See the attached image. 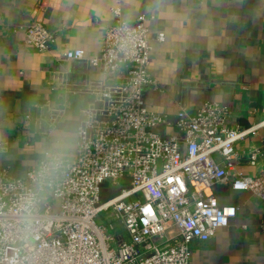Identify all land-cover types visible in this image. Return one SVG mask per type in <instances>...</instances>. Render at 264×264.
<instances>
[{"label":"built area","instance_id":"1","mask_svg":"<svg viewBox=\"0 0 264 264\" xmlns=\"http://www.w3.org/2000/svg\"><path fill=\"white\" fill-rule=\"evenodd\" d=\"M113 13L100 54L86 58L82 48L64 54L65 61L87 59L105 79L89 86L94 99L82 111L75 153L41 193L27 224L18 207L33 185L34 167L26 178L0 169V264H191L192 242L213 238L240 211L206 189L228 184L264 203V113L242 127L230 121L226 106L207 101L194 112L181 107L177 132L164 135L161 129L173 122L146 103L148 89H161L150 68L147 17L130 23L121 8ZM12 30L39 52L56 43L35 15ZM50 121L56 124L57 116ZM250 136L260 137L243 152L260 168L252 176L238 168L236 149ZM106 184L118 192L102 201ZM260 229L264 233V218Z\"/></svg>","mask_w":264,"mask_h":264},{"label":"crops","instance_id":"2","mask_svg":"<svg viewBox=\"0 0 264 264\" xmlns=\"http://www.w3.org/2000/svg\"><path fill=\"white\" fill-rule=\"evenodd\" d=\"M117 7L127 22L147 17L150 68L161 89H148L146 103L173 122L161 133L177 132L174 122L181 107L194 112L207 101L226 106L230 121L242 127L261 119L264 0H0V144L6 147L0 151V169L26 178L52 115L56 126L77 129L82 111L94 99L89 86L105 76L87 59L63 57L77 48L85 50L86 58L100 54ZM34 15L56 35L47 52L30 47L23 32L12 30ZM159 33L165 34L162 42ZM259 139L250 136L236 144L238 168L246 175L260 171L243 153ZM206 192L240 211L213 238L192 242L191 264H264V203L228 184Z\"/></svg>","mask_w":264,"mask_h":264},{"label":"clouds","instance_id":"3","mask_svg":"<svg viewBox=\"0 0 264 264\" xmlns=\"http://www.w3.org/2000/svg\"><path fill=\"white\" fill-rule=\"evenodd\" d=\"M78 130L72 125H51L36 148L37 160L32 173L33 185L21 197L18 212L21 222L27 224L38 211L41 193L57 178L76 147Z\"/></svg>","mask_w":264,"mask_h":264},{"label":"rangeland","instance_id":"4","mask_svg":"<svg viewBox=\"0 0 264 264\" xmlns=\"http://www.w3.org/2000/svg\"><path fill=\"white\" fill-rule=\"evenodd\" d=\"M111 186V185H110ZM120 187V186H119ZM118 192V188L114 187H109L108 184L104 185L102 189V201L108 200L110 197H112L113 194H116ZM105 213L100 215L99 221L104 219ZM111 232H113L111 230ZM117 231H114L116 233Z\"/></svg>","mask_w":264,"mask_h":264}]
</instances>
